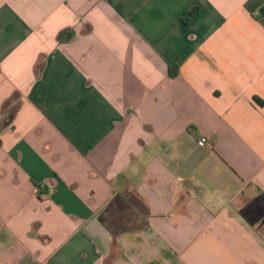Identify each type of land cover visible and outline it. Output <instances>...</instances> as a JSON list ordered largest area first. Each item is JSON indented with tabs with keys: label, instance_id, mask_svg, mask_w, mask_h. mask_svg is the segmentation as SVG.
<instances>
[{
	"label": "crops",
	"instance_id": "1",
	"mask_svg": "<svg viewBox=\"0 0 264 264\" xmlns=\"http://www.w3.org/2000/svg\"><path fill=\"white\" fill-rule=\"evenodd\" d=\"M15 91L0 264H264V0H0Z\"/></svg>",
	"mask_w": 264,
	"mask_h": 264
},
{
	"label": "trees",
	"instance_id": "2",
	"mask_svg": "<svg viewBox=\"0 0 264 264\" xmlns=\"http://www.w3.org/2000/svg\"><path fill=\"white\" fill-rule=\"evenodd\" d=\"M193 11H191L192 13ZM73 35V32L71 29H64L61 30L58 35V41H64L65 39H69ZM175 69V68H174ZM21 104V95L19 92L15 91L12 93L10 97H8L6 100L3 101L1 105V114H0V126L6 127L11 125L13 122L16 112L18 111ZM123 197L128 199L134 207L143 213H146V206L143 204L141 197L139 196L138 192L136 191L135 187L127 186L126 189H124ZM126 227L130 226H123L121 228H116L115 226L111 225L109 226V229L113 233H117L119 230H122Z\"/></svg>",
	"mask_w": 264,
	"mask_h": 264
},
{
	"label": "built area",
	"instance_id": "3",
	"mask_svg": "<svg viewBox=\"0 0 264 264\" xmlns=\"http://www.w3.org/2000/svg\"><path fill=\"white\" fill-rule=\"evenodd\" d=\"M197 144L200 147L212 148L213 141H212L211 138H208V137H205V136H201V137L198 138Z\"/></svg>",
	"mask_w": 264,
	"mask_h": 264
}]
</instances>
